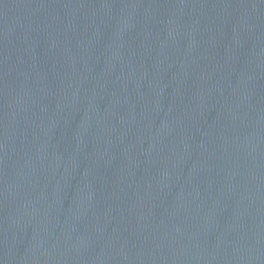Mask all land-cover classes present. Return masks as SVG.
<instances>
[{
	"label": "water",
	"instance_id": "water-1",
	"mask_svg": "<svg viewBox=\"0 0 264 264\" xmlns=\"http://www.w3.org/2000/svg\"><path fill=\"white\" fill-rule=\"evenodd\" d=\"M0 264H264V0H0Z\"/></svg>",
	"mask_w": 264,
	"mask_h": 264
}]
</instances>
